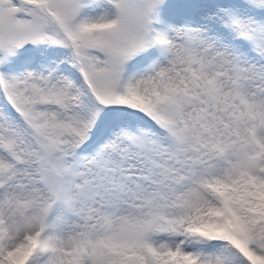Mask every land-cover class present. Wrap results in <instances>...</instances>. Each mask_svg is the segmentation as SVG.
<instances>
[{
    "label": "snow or ice",
    "instance_id": "obj_1",
    "mask_svg": "<svg viewBox=\"0 0 264 264\" xmlns=\"http://www.w3.org/2000/svg\"><path fill=\"white\" fill-rule=\"evenodd\" d=\"M0 264H264V0H0Z\"/></svg>",
    "mask_w": 264,
    "mask_h": 264
}]
</instances>
